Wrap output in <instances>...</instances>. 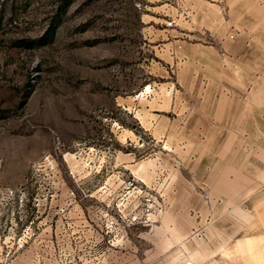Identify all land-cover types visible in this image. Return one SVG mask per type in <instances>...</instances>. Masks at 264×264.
Wrapping results in <instances>:
<instances>
[{
  "label": "rangeland",
  "instance_id": "rangeland-1",
  "mask_svg": "<svg viewBox=\"0 0 264 264\" xmlns=\"http://www.w3.org/2000/svg\"><path fill=\"white\" fill-rule=\"evenodd\" d=\"M171 2L0 0V264H264V7L241 77Z\"/></svg>",
  "mask_w": 264,
  "mask_h": 264
},
{
  "label": "crops",
  "instance_id": "crops-1",
  "mask_svg": "<svg viewBox=\"0 0 264 264\" xmlns=\"http://www.w3.org/2000/svg\"><path fill=\"white\" fill-rule=\"evenodd\" d=\"M171 3V25L174 23L171 28V34L174 35L171 46L181 47V57L185 61L189 57L188 52L198 48L200 61L206 63L207 69L218 70L222 61L225 62V68L234 71L236 76H250V68L246 63L253 58L251 47L254 40L241 36L248 24V14L253 13L254 8L261 12L264 0H172ZM176 4L180 5L179 8ZM232 15H237L236 20H233ZM193 20L197 21L194 25ZM176 21L181 23L178 30ZM231 26H234V30L229 29ZM195 31L198 36L191 35ZM226 33L229 35L226 36ZM194 37L199 39L189 41V38ZM243 90L244 86L229 89L230 93ZM239 106L235 102L217 103L215 108H207L203 116L215 126L226 125V120H230L232 125L243 124L251 114L246 104Z\"/></svg>",
  "mask_w": 264,
  "mask_h": 264
}]
</instances>
